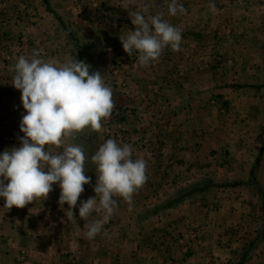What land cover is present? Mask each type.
Listing matches in <instances>:
<instances>
[{
	"label": "rangeland",
	"instance_id": "obj_1",
	"mask_svg": "<svg viewBox=\"0 0 264 264\" xmlns=\"http://www.w3.org/2000/svg\"><path fill=\"white\" fill-rule=\"evenodd\" d=\"M210 2L215 3V13L209 9ZM51 3L98 45L99 72H105L104 80L113 90L115 107H120L113 109L111 117L103 122V143L116 139L125 144V134H132V125L126 124L123 115L129 73L137 92H141L138 94L145 108L137 112L138 120L133 121L144 129L140 130L143 137L139 136L138 141L133 138L134 158L146 159L148 180L134 193L131 205L115 197L125 211L136 214L140 237L135 239L160 248V263L162 258L167 261L171 247L180 264L239 262L253 240L259 204L251 187L229 184L247 179L258 156L262 159L258 180L264 192V87H253L264 84V0H179L186 12L177 16L169 14L170 0ZM138 3L149 14H163L164 19L182 29L181 50L165 48L159 59L146 67L140 66L137 58L132 61L133 56L125 57L120 39L132 30L131 24L125 23V15L138 11L133 8ZM45 8L43 0H0V24L16 27L10 29V46L9 41L0 45V61L8 50L27 58L36 50L52 59L67 53V58H76L72 48L67 52L71 45L63 44L65 37L59 32L57 21L48 12L49 17L41 14ZM89 8H95L90 15L93 19L103 18L97 21L105 22L106 27L86 23L84 14L89 13ZM106 21L113 24L108 26ZM6 30L8 27L2 32ZM32 37L42 44L49 41L51 47L41 46L42 49L37 42L27 45ZM21 40L26 41L22 49L12 47ZM9 66L6 71L12 73L13 64ZM238 84L245 86L235 87ZM0 95L7 103L15 99L14 95ZM17 110L15 114L20 116L22 111ZM113 126L121 127L113 131ZM207 177L218 186H227L213 187L178 208L145 216L151 205L188 183ZM114 214L115 219L111 218L106 230L115 236L109 233L108 241L114 251L128 250L135 244L131 239L134 236H126L127 231L121 226L127 215L117 209ZM248 249L245 264H264V240ZM116 262L110 264H125Z\"/></svg>",
	"mask_w": 264,
	"mask_h": 264
},
{
	"label": "clouds",
	"instance_id": "obj_2",
	"mask_svg": "<svg viewBox=\"0 0 264 264\" xmlns=\"http://www.w3.org/2000/svg\"><path fill=\"white\" fill-rule=\"evenodd\" d=\"M135 2V0H130ZM209 9L216 12L214 2ZM169 14H184L179 0H170ZM135 30L120 36L124 50L131 56L139 53L140 66L157 61L165 48L181 50L182 29L172 25L163 14L151 15L142 8L130 13ZM12 84L22 92L21 101L26 114L22 116L19 137L21 146L0 152V198L4 206L23 208L37 200H46L58 184L61 193L58 204L68 220L76 217L84 185L91 182L86 176V154L83 146L67 143L75 133L91 129L102 131L115 107L113 90L99 71L74 57L59 64L47 61L38 50L30 58L20 56L13 68ZM46 146L61 151L53 152ZM91 161L96 165V195L80 200L79 217L84 221L93 213L100 219L87 224L86 237L94 239L109 222L117 207L115 197L131 205L136 193L148 180L146 159L134 158L130 144L107 139ZM67 203L68 208L64 205Z\"/></svg>",
	"mask_w": 264,
	"mask_h": 264
},
{
	"label": "crops",
	"instance_id": "obj_3",
	"mask_svg": "<svg viewBox=\"0 0 264 264\" xmlns=\"http://www.w3.org/2000/svg\"><path fill=\"white\" fill-rule=\"evenodd\" d=\"M78 1L79 0H73L75 4H77ZM96 3L98 2H95L94 5H97ZM99 3L102 5L101 2ZM134 7L137 10L144 8L140 3L135 4L133 8ZM94 9L95 8H89V13L84 14L86 23L92 24L95 27H106L107 24L105 22L102 23L97 21L104 20L103 18H92L90 13ZM43 11L44 13L41 12V14L48 16L46 14V12H48L47 9L45 8ZM97 11L100 13L101 9L97 8L96 12ZM107 23L108 26L111 25V23L113 24V22L110 21ZM125 23H130V28L135 30L136 26L131 22L130 12L125 15ZM6 27H8L9 30L2 32ZM10 29H16V27L11 24H0V45L4 46V43L9 41L8 46H10V40L13 36V32H11ZM127 34L128 33H126V35ZM32 42L34 44L37 42L40 45V48H42L41 46H45V48L51 47L49 41H47L46 44H42L43 42L37 40V38H33L29 42L27 41V45ZM25 44L26 41L24 40L16 41L15 46L12 47L18 48L20 46L19 48H21L25 46ZM63 44L65 46L70 45L66 38L63 39ZM70 50L71 47L69 46L67 52ZM3 55L5 58L0 61V94L6 93L14 95L15 99L7 103L3 96L0 95V152L21 146L19 137L24 134L20 131V122L22 116L26 114V110L23 109L21 101L22 92L16 89L12 84L14 71L12 73L6 71V69L11 68L9 64H13L14 68L19 56L17 52L10 50L5 51ZM67 56L68 53L61 56V58L56 59H52L46 54L41 57L47 61H55L62 64L65 61L72 59L71 57L67 58ZM126 56L129 57L130 55L125 51V57ZM131 57L132 61H134L135 58L138 60L139 53L134 51ZM137 72H140V70L138 69ZM101 74L105 76V72H102ZM128 75L126 79L128 87L125 89V114L123 115H125V121L127 120L126 124L132 125V129L130 130L132 134H125V144L132 145L134 149L135 140L133 138L136 137L138 141L139 136L142 135V131L140 130L144 129V127L138 121L137 124L134 125L133 118L138 120L136 115L137 112L145 107L143 104L141 105V99L139 96V94L141 95V92L139 90L137 92L136 90L137 85L134 84L132 73H129ZM18 108L22 111L20 116L15 114V112L18 111ZM118 108L114 107V110L117 111ZM117 127L121 126H113L110 128L114 131L115 129H118ZM113 131H110V133H113ZM116 135L117 134L114 136L119 137V135ZM67 143L72 144V137L68 139ZM143 143L145 144L142 139V144ZM49 147L53 152L62 150L56 149L54 146H46V148ZM94 187L95 185L92 187H89L87 184L84 185L85 191L81 194L80 200L86 201L88 198H91V196L94 197ZM53 189L54 190L49 193L46 200H37L27 204L23 208L13 206L11 209H8L4 206V199L0 198V264H110V261H121L125 262V264L181 263L175 256L176 250L174 248L172 249L171 247L168 254H166L168 257L167 261H164L162 258L163 263H160L161 260L157 259V257L160 256L157 252L160 248L154 249V245H144L142 240L135 239V237L137 239L140 237V225H138L137 219H135L136 214L132 213V211H125L123 208L124 205L117 204L116 209L118 211H123L124 214L127 215L125 216V222L122 223L121 226L123 225L125 227V230L127 231L126 236L129 234L134 236V238L130 237L134 240L135 246L128 250L114 251L113 246L110 245L108 241L109 239L107 238L110 232L106 230L110 227L108 224L111 223V219L103 226L102 231L97 234L94 239H88L86 237L87 224L92 223L101 217L93 213L87 220L84 221L81 219L79 217L80 200H78L77 207L73 209L76 217L74 220H68L65 211L61 210V207L58 204L61 193L59 185H53ZM64 208H68L67 203H65ZM114 215L115 214H113V216ZM113 216L111 218H114ZM136 227L137 229H135ZM110 235L111 237L115 236L113 232H111ZM174 242H177V239H175ZM111 255H113V259H111Z\"/></svg>",
	"mask_w": 264,
	"mask_h": 264
},
{
	"label": "trees",
	"instance_id": "obj_4",
	"mask_svg": "<svg viewBox=\"0 0 264 264\" xmlns=\"http://www.w3.org/2000/svg\"><path fill=\"white\" fill-rule=\"evenodd\" d=\"M44 5L46 6L47 11L53 16L57 21L58 29L61 35H63L68 43L71 45L72 50L76 53L77 60L85 61L90 65V71L96 72L99 71V61L98 55L96 54V49L98 45L96 42L91 41L78 27H76L72 22H70L60 11L55 8L51 0H43ZM243 84L235 85V87H244ZM253 87H264L262 85H255ZM104 123L102 122V131L95 132L91 129H85L79 133L74 134L72 138V144H78L83 146L86 154L85 162V175L91 177V182L87 184L89 187H92L96 183V165L92 163L91 156L95 154L99 146L103 143L104 138ZM261 150H264V146ZM261 156H258L254 164L252 165L249 177L243 181H237L230 183L229 185H246L251 187L254 192V195L258 198V208H259V220L255 233L253 235V240H251L247 248L241 254L240 261L235 264H245L247 256L250 252V249L256 244L264 240V192L262 191L261 183L258 180V170L261 163ZM224 184L218 186V184L210 177L202 178L197 181L188 183L187 185L181 187L180 189L175 190L166 198L162 199L160 202L151 205L145 211V216L149 217V214L159 215L162 212H165L170 209L178 208L184 203L195 200L207 192H209L213 187H221ZM227 186V185H224Z\"/></svg>",
	"mask_w": 264,
	"mask_h": 264
}]
</instances>
